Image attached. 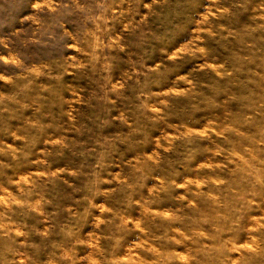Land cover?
<instances>
[{
    "label": "rangeland",
    "instance_id": "374dc122",
    "mask_svg": "<svg viewBox=\"0 0 264 264\" xmlns=\"http://www.w3.org/2000/svg\"><path fill=\"white\" fill-rule=\"evenodd\" d=\"M230 2L142 0L134 13L126 12L128 19L122 18L114 30L113 12L127 10L128 4L117 3L106 14L114 58L105 75L111 76L110 87L123 92L126 99L119 111L112 112V117H127L130 114L127 109L134 107L136 102L130 93L142 71L140 62L144 68L153 69L162 63L157 57L167 55L170 60L183 61L181 67L189 70L172 77L167 87L153 88L154 96L148 100L150 111L160 112L161 105H166L187 113L191 122L181 130L198 137L200 148L196 154L199 163L193 170L198 174L185 175L183 180L177 178L175 190L183 203L199 207V213L193 216V223L198 221L200 225L193 229L195 235L185 231L192 224L181 219L179 213L174 215L181 201L169 198L151 206V213L158 217V227L152 232L141 231L142 211L139 205H134L125 213L126 230L116 233L119 240L111 264H194L189 259L190 248L213 249L205 258L211 255L222 260L223 245L233 237L235 244H250L256 249L247 264H264V244H261L264 170L257 171L255 178L243 180L241 177L246 173L238 169L240 165L241 169L255 171L259 167L256 161L264 159V143H260L264 140V39L259 38V33L254 34L255 40L229 35L239 32L246 23L245 17L236 22L229 16ZM0 5H3L0 17L6 16L11 21L10 25L0 26V72L23 67L36 77L20 95L16 94V85L0 80V85L8 83L7 87H0V101L3 96L9 97L7 110H3L5 105L0 102V248L10 244V238L14 237L20 251L31 257L28 262L24 255H16L18 264H97L99 258L94 249L104 247L105 233L101 229L105 228L103 221L111 215L105 209L112 205L97 198L93 203L103 207L90 209L91 216L85 219L74 215L83 209L77 207L75 198L66 191V185H72L76 176L73 167L76 158L67 147L69 140L75 138L71 128L73 124L79 128L92 111L86 103L95 91L90 73L70 64L62 76L57 71L48 74V61L57 59L61 52L54 51L47 38L36 35V24L31 19L36 12L34 3L0 0ZM189 9L195 12L189 22L165 26L170 14H184ZM130 21L137 25L131 32ZM65 30L72 32V25L66 24ZM67 43L63 56L70 61H81L80 45L71 37ZM193 85L196 100L187 95ZM110 99L119 104L114 93ZM49 112L57 117L56 124L47 115ZM45 124L49 126L40 127ZM153 135L156 143L143 146V152L149 156L157 150L169 151L166 143L160 147L159 137L167 135L175 139V127H154ZM129 159L135 163L133 157ZM122 167L128 166L117 163L110 167L116 180L104 175L106 186L119 182ZM205 173L211 175L216 188L228 189L227 204L234 215H226L224 220L235 231H226L216 222L210 206L220 193L210 190ZM184 181L194 182L189 185L193 192L187 196ZM155 183H159V178ZM152 187L153 180L146 181L145 195ZM196 189L200 190L198 200L192 199L197 195ZM97 220L101 222L100 228L96 226ZM169 223L173 228L168 232L170 241L151 238L153 234L162 237ZM228 255L238 264L240 252ZM200 259L197 256V261Z\"/></svg>",
    "mask_w": 264,
    "mask_h": 264
},
{
    "label": "clouds",
    "instance_id": "9594fccd",
    "mask_svg": "<svg viewBox=\"0 0 264 264\" xmlns=\"http://www.w3.org/2000/svg\"><path fill=\"white\" fill-rule=\"evenodd\" d=\"M31 3H34L36 7V12L31 17L36 24V35L40 39L47 38L46 42L51 43L53 50L61 52L57 59L48 61L47 73L57 71L62 76L64 72L68 71V65L75 64L77 69L90 73V81L95 89L86 100V103L92 108L90 116L80 124L79 128L75 124L71 128V131L75 133V138L69 140L67 147L72 156L76 158L73 165L76 169V176L72 185H66V191L71 198H75L77 207L83 209L82 212L74 213V215L83 216L85 219L91 216L90 209L103 207L93 203L97 198L112 205L105 209V212L111 213V215L103 221L105 228L101 229L102 233H105L104 247L94 249L99 258L97 264H111L113 250L119 240L116 233L127 228L128 217L125 213L128 209L139 205L142 211L140 222L143 224V228L141 231L152 232L158 227V217L151 213V206L169 198L181 201V198L175 195L176 179L183 180L185 175L198 174L193 170L199 163L196 160V154L200 151L199 138L187 135L181 130L185 124L191 122L190 116L185 112L172 110L166 105H161L162 111L153 113L150 111L151 105L148 103V100L154 96L153 88L167 87L172 82V77L179 76L182 71L189 69L181 67L183 61L170 60L167 55L158 56L157 59L162 63L153 69L144 68L140 62L142 71L135 82L133 92L130 93L136 103L133 108L127 109L130 113L127 117L121 115L114 119L112 112L119 111L120 105L125 104L126 99L123 98V92L110 87L111 76L105 75L109 72L110 62L114 58L110 52L112 40L106 14L117 3L128 4L127 10L121 8L119 13L113 12L111 18L114 30L116 23L122 22V18L128 19L126 12L134 13L135 9L142 5V0H88L87 3H81V0H31ZM2 7L3 5H0V8ZM229 7L231 9L229 16L236 22H239L241 17L246 18L244 27L237 33L229 32V35L235 34L241 39L252 37L255 40L257 37L254 34L259 33V38L264 39V0H231ZM194 16L195 12L191 9L184 14H170L166 17L165 26L183 25ZM89 21L92 22L91 25ZM5 24L10 25V19L6 16L0 17V26ZM66 24L72 25V32L65 30ZM136 27L137 25L129 22L130 32L134 31ZM175 30L178 33V27ZM68 37L80 45L79 50L83 53L81 61H70L63 56L62 51L69 46ZM106 40L107 43H105ZM9 72H11V76H9ZM0 80L16 85V94L20 95L25 88L35 82L36 77L27 68L20 67L19 70L6 69L0 72ZM55 82L52 81V83ZM8 83L0 85V87H7ZM194 89L195 85L187 93L192 100H196ZM113 93L119 104L110 99V95ZM0 102L5 105L3 110H7L9 97L3 96ZM133 112L136 114H131ZM47 115L51 118L52 123L56 124L57 117L54 113L49 112ZM116 120H120L122 123H116ZM129 120H131V124H129ZM152 122L159 123L154 125ZM48 126L45 124L40 127ZM154 127L169 129L175 127L176 137L172 139L167 135H161L159 137L160 147L162 148L166 143L169 151L157 150L149 156L143 152V146L156 143L157 138L153 135ZM260 143H264V140H261ZM61 144H63V139ZM58 154H62V152ZM129 157H133L135 163ZM117 163L128 167L127 169L121 168L119 182L114 186L111 184L106 186L103 176L110 175L113 180H116V176L109 169ZM256 163L259 167L255 171L248 168L241 169V166L238 165V169L246 173L241 179L255 178L257 171L264 170V159L257 160ZM212 167L215 171V166ZM205 176H207L205 183L209 184L210 190L215 189L220 193L219 199L214 200L210 206L216 222L226 231H235L224 220V216L234 215L232 208L227 204L228 189L216 188L211 183V175L205 173ZM156 178H159V183H155ZM150 179L153 180V187L145 195L143 190L146 188V181ZM190 183L194 182L184 181L186 196L193 192L189 186ZM196 193L197 195L192 196L194 200H198L200 190L196 189ZM175 213H179L181 219L192 224V227H186L185 231L195 235L193 229L200 225L198 221L193 223V216L199 213V207L181 201V207L175 208L174 215ZM221 213L223 215H219ZM95 223L97 228H100L101 222L97 220ZM170 231H173V228L169 223L162 237H156L153 234L151 238L170 241L171 238L168 237ZM10 239L12 241L10 244L0 248V264H18L15 259L16 255H24L25 261L30 262L31 257L20 251L19 242L14 237ZM184 239L181 234V240ZM234 239L235 237L224 243L222 260L220 257L214 259L211 255H207L205 258L206 253L214 250L204 249L202 251L200 248H190L189 259L194 264H217L218 260L220 264H234L228 254L238 251L240 252L238 264H247V261L256 253V249L252 248L250 244H235ZM261 244H264V237L261 239ZM257 248H260V245H257ZM9 254L12 255L11 259H9ZM197 256L201 257L200 261H197Z\"/></svg>",
    "mask_w": 264,
    "mask_h": 264
}]
</instances>
